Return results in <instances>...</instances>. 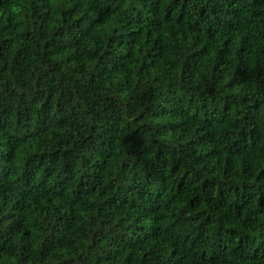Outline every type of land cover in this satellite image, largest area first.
Here are the masks:
<instances>
[{"label": "trees", "instance_id": "obj_1", "mask_svg": "<svg viewBox=\"0 0 264 264\" xmlns=\"http://www.w3.org/2000/svg\"><path fill=\"white\" fill-rule=\"evenodd\" d=\"M0 264H264V0H0Z\"/></svg>", "mask_w": 264, "mask_h": 264}]
</instances>
